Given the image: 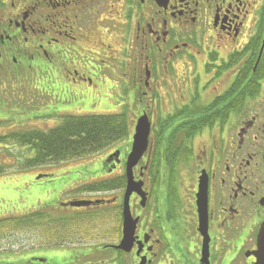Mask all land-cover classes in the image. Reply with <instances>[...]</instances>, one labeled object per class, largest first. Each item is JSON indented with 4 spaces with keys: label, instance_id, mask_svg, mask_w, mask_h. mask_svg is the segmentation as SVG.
I'll return each instance as SVG.
<instances>
[{
    "label": "flooded vegetation",
    "instance_id": "flooded-vegetation-1",
    "mask_svg": "<svg viewBox=\"0 0 264 264\" xmlns=\"http://www.w3.org/2000/svg\"><path fill=\"white\" fill-rule=\"evenodd\" d=\"M0 88L18 108L53 106L34 129L58 125L46 127V116L60 124L89 114L80 112L115 88L129 103L139 98L134 121L119 111L129 133L104 158L114 185L122 180L99 204L118 216L113 263L123 251L115 245L125 164L146 113L148 146L133 167L141 189L129 195L138 221L124 257L255 264L264 220V0H0ZM164 109L180 110L170 137L166 126L154 132Z\"/></svg>",
    "mask_w": 264,
    "mask_h": 264
},
{
    "label": "rangeland",
    "instance_id": "rangeland-1",
    "mask_svg": "<svg viewBox=\"0 0 264 264\" xmlns=\"http://www.w3.org/2000/svg\"><path fill=\"white\" fill-rule=\"evenodd\" d=\"M111 91L110 94H100L97 98L90 100L86 110L80 113L101 114L127 110L129 120L134 121L135 114L130 112L136 109L139 98L137 96L131 98L129 103L128 98L124 97V93H121L119 88ZM13 97L14 94L10 92V89L0 88V134L24 129L30 125L34 126L37 116L51 114V110H54L50 104L49 109L42 110L28 111V109L18 108V100ZM61 98L64 99L62 96ZM165 100L163 96V101ZM133 103L135 106L131 108ZM165 110L158 114V121L155 119L157 128L154 132L161 134L166 126L164 132H167L170 137L179 127L177 124L179 121H173V118L180 110L170 109L173 113ZM50 117H45V121L49 122L46 127L51 126L54 120L59 124L58 116ZM40 120L43 121V117ZM5 146H0V162L21 161L29 152L26 146L12 145L8 148ZM112 146L79 158L26 168H21L18 162L0 174V215L22 214L31 209L47 207L51 208L55 214L64 213L66 218L63 221L60 217L61 222L43 221L29 228L16 229L17 243H14V250L0 252V261L13 264H25L29 261L33 264L35 262L43 264L113 263L111 259L114 251L111 245L117 241L115 238H117L118 216L112 213L109 205L107 203L99 205L103 200L90 206L77 207L63 204L76 198L97 199L109 196L105 190L87 191L78 190L77 187L110 177L104 165V158ZM118 178L121 181V178ZM119 185L121 183H116L114 186ZM55 240L61 241V244L53 245ZM130 263V259L126 258V264ZM113 264H116V259Z\"/></svg>",
    "mask_w": 264,
    "mask_h": 264
},
{
    "label": "trees",
    "instance_id": "trees-1",
    "mask_svg": "<svg viewBox=\"0 0 264 264\" xmlns=\"http://www.w3.org/2000/svg\"><path fill=\"white\" fill-rule=\"evenodd\" d=\"M261 36V35H260ZM260 41L259 44H261ZM255 53L258 44L252 47ZM255 62V57L251 65ZM252 67L250 68L251 72ZM129 133L127 116L124 113H95L65 118L57 126L48 129L24 128L0 134V146H26L29 148L27 156L21 161L12 160L0 162V174L7 168L16 165L26 168L33 165H41L50 162L70 160L82 156L94 154L114 143L125 139ZM12 155V154H11ZM26 155V153H24ZM13 158V157H12ZM18 160V159H17ZM116 183H122L119 178ZM115 181L112 178L98 180L77 187L78 190L107 191ZM64 214V213H63ZM63 214H55L51 208L40 207L31 209L22 214L0 215V252H13L14 243H17L16 229L29 228L31 225H38L44 222L64 221ZM35 227V226H34ZM31 228V227H30ZM6 242V243H5ZM5 243V244H4ZM61 241L55 240L53 245H60ZM125 252L120 251L116 256V264H126ZM0 264H13L2 262ZM25 264H33L29 261ZM35 264H43L41 262Z\"/></svg>",
    "mask_w": 264,
    "mask_h": 264
},
{
    "label": "water",
    "instance_id": "water-1",
    "mask_svg": "<svg viewBox=\"0 0 264 264\" xmlns=\"http://www.w3.org/2000/svg\"><path fill=\"white\" fill-rule=\"evenodd\" d=\"M262 52V47L261 51ZM259 53V54H260ZM261 54L259 55L260 58ZM258 63V62H257ZM135 132L133 135V143L132 148L127 156L126 160V174L127 175V185L126 186V192L124 196V204H123V224H122V231L123 236L115 247L117 249H122L124 251H130L131 247L133 246V242L135 240V228L138 221V218L132 217L130 204H129V198L130 194L133 191H140L141 189V182L135 181L133 176V167L135 164L139 162L141 159L143 153L147 149L148 141H149V132H150V121L148 119V116L146 113H142V115L138 118V122H136ZM102 199H74L70 200L68 202H63V204H70L71 206H88L94 203L101 202ZM258 248L256 249L255 256L257 258L255 264H264V220L260 227L259 233H258ZM138 264H144L143 261H141Z\"/></svg>",
    "mask_w": 264,
    "mask_h": 264
}]
</instances>
